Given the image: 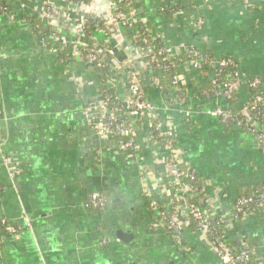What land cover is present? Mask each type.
<instances>
[{
    "label": "crops",
    "instance_id": "crops-1",
    "mask_svg": "<svg viewBox=\"0 0 264 264\" xmlns=\"http://www.w3.org/2000/svg\"><path fill=\"white\" fill-rule=\"evenodd\" d=\"M45 1L25 0L23 10L43 20ZM49 2L51 23L69 53L51 52L27 21L0 13V135L13 171L0 158V216L20 227L3 237L0 264H222L207 234L192 228L185 215L191 192L168 172L170 153L153 136L151 121L133 124V150L96 132L103 116V73L111 74L108 80L126 98L132 70L141 76L162 129L175 132L178 160L202 177L211 210L230 220L224 240L236 246L249 241L254 264H264V207L246 217L234 213L240 191L264 183V147L240 126L199 108L215 103L198 98L214 68L194 70L182 60L185 105L153 84L151 50L139 47L138 25L141 21L152 37L174 46L178 57L186 47L214 58L229 54L244 80L259 78L264 92V0H166L182 7L171 18L163 1L143 0L126 26L115 19L111 0ZM87 15L101 23L89 21L81 33L77 25ZM198 19L205 21L201 28ZM74 45L95 50L104 69L89 65ZM249 98L243 88L232 107L240 109ZM187 105L194 108L189 122ZM259 127L264 130V123ZM94 191L107 197L101 211L86 207ZM163 212L178 220L184 243L175 241ZM118 231L133 235L126 242ZM103 235L107 245L100 242Z\"/></svg>",
    "mask_w": 264,
    "mask_h": 264
},
{
    "label": "built area",
    "instance_id": "built-area-1",
    "mask_svg": "<svg viewBox=\"0 0 264 264\" xmlns=\"http://www.w3.org/2000/svg\"><path fill=\"white\" fill-rule=\"evenodd\" d=\"M141 1L143 0H111L112 12L115 19L124 26L130 24L132 22L131 15L124 10V7H131V5L133 6L135 4H139ZM13 6L19 9H24L25 0H8L6 4L0 3V13L11 19L20 18L19 11L13 9ZM130 9L131 12L134 11V9ZM53 12V5L49 1H45L42 11L43 21L52 24L51 21L53 20ZM22 20L25 21L24 19ZM140 22L141 21H139V23ZM88 23V18L81 20V22L77 25L79 32H85ZM204 23L205 21L203 19L197 20V26L199 28L203 27ZM53 31L54 33H52L48 39H52L54 43L51 46H48L47 41L42 36L43 42L44 45L51 50V52L61 55L62 51L67 48L66 42L63 37L58 36V30L55 27ZM139 33L142 43L141 46H138H148L151 50H149L150 53L148 54L150 57L149 74L151 80L156 86L168 89L170 100H177L185 105L188 89L181 85L179 74H177L175 78L177 83L176 86L162 87L160 85V78L164 77L168 70L175 67L181 68L182 60H184V62H188L194 70L202 71L204 69L207 70L209 68H214L212 89L204 91V93L206 97L205 99L215 103L213 105L201 104L199 105V108L211 116L220 118L225 123H233L241 128L246 125L247 129L243 130L252 134L256 138L257 144L264 147V130L260 129V122L257 121V116L264 115V108H261V105H264V92L259 78L244 80L233 58H214L196 47H186L178 57V55L175 54L174 46L166 45L162 41L164 44L157 51L155 50L157 47L154 43L157 39L149 34L148 28L143 23L139 27ZM74 48L75 50L79 52L82 51L84 53L86 61L89 65L95 66L100 70L104 69L105 62L95 50L83 47L81 48L78 45H74ZM156 52L162 56L161 61H156L154 58ZM110 53H114V51L110 50ZM182 55L185 56V59ZM227 69L230 70L227 71ZM129 75L130 91L126 98H122L118 95L116 86L108 80L109 77L112 78L111 74L109 73L106 77L103 73V79L100 82V90L102 85H104V89L101 90L103 116L98 122L96 132L99 135H109L111 137H115L118 139L119 144L123 148L133 150L137 148V133L133 124L139 122L143 118H148L152 123L153 136L158 140H162L170 153L168 172L176 178L179 185L185 184L186 178L195 180L197 172L193 168V170H182L180 168V164L182 163L178 160V149L175 145V132L169 128L166 129V131L162 129L161 122H159L156 116L155 104L148 100L145 96V86L141 76L133 70L129 72ZM246 86L251 89L249 99L252 101H247L243 104L238 114L233 113L230 110V106L225 107L220 104L222 101L230 102L234 100L240 90L246 88ZM192 107L193 106L190 105L186 106V122L190 121V115L194 109ZM0 141H2L1 135ZM8 160L10 161V159ZM7 168L10 173L13 172L9 169V167ZM184 190L187 193L191 192L190 199L193 196H198L199 194V192L194 191V188L189 185H186ZM202 191L204 192V189ZM106 205L107 197L101 191L92 192L89 200L86 202L87 208H91L96 211L105 209ZM254 206H258L259 208L264 207V183L255 187L250 196H239L237 198L234 208L235 216H248L253 213L252 209ZM185 215L189 221L191 219L195 220L198 223V229L205 232L207 236L215 232V227L222 228L224 233V227L230 221L223 216L214 220L213 211L205 210L199 205L192 203L190 200L187 202V211L185 212ZM22 217L25 220L26 226H31L32 218L24 210L22 211ZM162 217L164 220H168L169 229L174 234L175 241L182 244L183 240L180 235L181 233L179 232L178 220H175V218H171L170 216H165V212H163ZM0 218L3 219L9 234L19 232L20 227L15 225V223H12L8 219L1 216ZM0 239L3 241V237H0ZM224 239L225 236L223 237V234L216 236V240L220 242V246L217 248V251L222 264H254L253 249H251L248 242L244 241L240 245L236 246L238 251L235 252L232 248L226 245V240ZM100 242L103 245H107L109 240L105 237V235H103Z\"/></svg>",
    "mask_w": 264,
    "mask_h": 264
},
{
    "label": "trees",
    "instance_id": "trees-1",
    "mask_svg": "<svg viewBox=\"0 0 264 264\" xmlns=\"http://www.w3.org/2000/svg\"><path fill=\"white\" fill-rule=\"evenodd\" d=\"M46 1H49V0H46ZM71 1H73V2H84V3H90L91 2V0H71ZM161 1H163V11L168 16V18L173 17L174 14L177 13L182 8L179 5H176V6H172L171 7V6H169V5H167L165 3L166 0H161ZM1 3L6 4L7 1H3ZM138 5L139 4H135L133 6L131 5V7H124V10L130 15L131 14V9L130 8L136 9V8H138ZM12 8L15 9V10H17V11H19L20 18L24 19L25 21H27L29 23V25L32 27V29H33V31H34L35 34H41L45 38V40L48 43V46H51L54 43V41L52 39H48V37L52 33H54V31H53L54 26L52 24H49V23H47V22H45V21L37 18L36 16H34V15L26 12L23 9H19L17 7H14V6ZM87 18H88V20L91 23H95V22H98L99 24L101 23V21L98 18H94L93 16L87 15ZM90 24L89 25L87 24V29H89ZM138 25L141 26L142 23L140 22ZM154 43H155V45L157 47V48H155V50H157V51L164 44L159 39H157ZM63 52L69 53L68 52V48H65L64 51H62V54H63ZM156 53H155V57L154 58L156 59V61H161L162 60V56L159 55L158 53L157 54ZM182 56L185 59V56L184 55H182ZM65 57H66V55H65ZM222 58H231V56L229 54H226V55H223ZM229 70L230 69H227V71H229ZM204 71H206V69H204ZM179 72H180V68L179 67H175V68H172V69L168 70L166 72L165 76L162 77V78H160V85L162 87H167V86L174 87V86H176L177 83H176V79L175 78H176L177 74H179ZM212 86H213V81L212 80L209 81V82H207V84L205 86V89L199 93L198 98L204 99V97H205L204 91L211 90L212 89ZM103 89H104V85H102V87H101V90H103ZM246 90L249 92V94L251 93V89L248 86H246ZM250 101H252V100L249 99L248 102H250ZM234 102H235V100H232V101L229 102L230 103V107H231L230 110L233 113L238 114V112H239L240 109H236V108H234V106L232 107V105H234ZM205 103H207V102H205ZM261 108H264V105H261ZM257 121H259L260 123H262V122L264 123V115L257 116ZM242 129L246 130L247 129V126L246 125L243 126ZM180 168L182 170H188V169L193 170L192 168H190L189 166H187L185 164H180ZM185 184L191 186L192 188H194V191L199 192L198 196H193L190 199V201L192 203H194V204L199 205L200 207H202L205 210H211V207L209 206V204L207 202L206 195L202 191L204 189V183L202 181V177L199 174H197L195 180H191L189 178H186L185 179ZM0 188L2 189V186L1 185H0ZM252 193H253L252 190H243V191H240V194L239 195L240 196H250ZM201 201H203V202H201ZM258 208H259L258 206H254L253 209H252V212H255ZM165 216L169 217V213L168 214H165ZM221 216L222 215L219 214V213H217V212L214 213V215H213L214 220H216L217 218H219ZM166 222L168 223V226H169L168 220H166ZM190 224H191V227L192 228L198 229V223L195 220L191 219L190 220ZM214 229H215V232H213L212 234H209L208 235V239H209V242L215 248H218L220 246V242H218L216 240V236L223 234V229L222 228H218V227L217 228L215 227ZM6 235H9V231L6 229V225L4 224L3 219L0 218V237H4ZM245 242H248L250 244V246H251V249H253V246H252V244L249 241H246L245 240ZM1 243H2V241L0 239V244ZM182 243H184V242L182 241ZM226 245L228 247L232 248L235 252L238 251V249L236 248V244L234 242H232V241H226Z\"/></svg>",
    "mask_w": 264,
    "mask_h": 264
},
{
    "label": "rangeland",
    "instance_id": "rangeland-1",
    "mask_svg": "<svg viewBox=\"0 0 264 264\" xmlns=\"http://www.w3.org/2000/svg\"><path fill=\"white\" fill-rule=\"evenodd\" d=\"M5 142V140L4 139H2V141H0V158H1V163L4 165V166H6V164H7V167H8V165H9V163H10V161L8 160V159H10V155H9V153L8 152H6L5 150H4V148H3V143ZM11 182H13V180L11 181ZM23 211V210H22ZM24 211H26V210H24ZM22 215V214H21ZM24 222H25V220H24V218L22 219ZM16 225V224H15Z\"/></svg>",
    "mask_w": 264,
    "mask_h": 264
},
{
    "label": "water",
    "instance_id": "water-1",
    "mask_svg": "<svg viewBox=\"0 0 264 264\" xmlns=\"http://www.w3.org/2000/svg\"><path fill=\"white\" fill-rule=\"evenodd\" d=\"M117 234L119 235V237H121V239L123 240V241H128V237L129 236H131V235H133V234H131V233H125L124 231H118L117 232Z\"/></svg>",
    "mask_w": 264,
    "mask_h": 264
}]
</instances>
